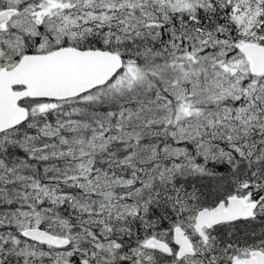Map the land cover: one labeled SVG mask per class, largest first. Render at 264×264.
I'll return each mask as SVG.
<instances>
[{"label":"snow or ice","instance_id":"1","mask_svg":"<svg viewBox=\"0 0 264 264\" xmlns=\"http://www.w3.org/2000/svg\"><path fill=\"white\" fill-rule=\"evenodd\" d=\"M0 264H264V0H0Z\"/></svg>","mask_w":264,"mask_h":264}]
</instances>
